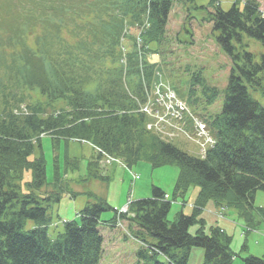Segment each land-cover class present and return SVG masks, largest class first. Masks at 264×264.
Masks as SVG:
<instances>
[{
  "label": "trees",
  "instance_id": "trees-1",
  "mask_svg": "<svg viewBox=\"0 0 264 264\" xmlns=\"http://www.w3.org/2000/svg\"><path fill=\"white\" fill-rule=\"evenodd\" d=\"M173 1L0 0V264H102L99 225L112 226L117 219L106 199L87 192L77 221H65L54 238L48 234L47 211L59 194L37 192L49 185L43 154L31 158L42 133L54 141L90 143L92 179L107 180L100 168L104 152L128 168L141 160L152 167L176 163L173 200L198 188L192 214L181 211L174 221L167 220L171 202L154 185L150 197L129 203L132 216L120 214L136 225V237L147 246L138 255L150 249L149 257L165 258L152 264H186L194 246L204 249L202 264H234L231 237L218 226L207 233L197 218L209 200L235 208L247 229L264 222V208L254 206L255 192L264 191V103L250 92L264 96V13L258 0H243L241 7L234 1L228 10L217 0L208 2L211 9L198 6L231 60L222 108L204 118L215 143L200 157L147 129L139 110L144 84L157 67L147 59L149 44L165 38ZM195 1L182 0L193 6ZM145 20L149 26L141 32L139 54L131 29ZM245 36L261 43L259 59ZM193 80L202 87L204 106L212 104L215 88L201 71ZM194 92L188 89L187 95L196 105ZM59 180L55 172L53 184ZM107 210L114 214L102 220ZM27 219L33 221L29 229ZM197 221L200 227L190 234L188 226ZM242 263L264 264V256L248 255Z\"/></svg>",
  "mask_w": 264,
  "mask_h": 264
},
{
  "label": "rangeland",
  "instance_id": "rangeland-1",
  "mask_svg": "<svg viewBox=\"0 0 264 264\" xmlns=\"http://www.w3.org/2000/svg\"><path fill=\"white\" fill-rule=\"evenodd\" d=\"M210 0H196L194 6L191 2L184 3L182 0H174L169 12L166 26V36L161 42H151L149 44L151 52L147 54V59L154 62L156 73L147 87L150 91L157 84L154 81L162 79L167 85L173 86L177 95L187 101L188 107L182 117L178 118L177 111L164 108L161 112L167 122L159 125L158 134L160 137L166 136L180 149L191 155H203L206 144H213L214 139L209 135L208 126L204 118L209 114L219 113L223 102L224 92L231 69V60L223 51L212 33L211 24L203 19L205 10L198 6H206ZM234 1L241 7L243 0H217L223 10H228ZM260 10L264 13V0H258ZM191 16V17H190ZM189 29L186 32L184 29ZM132 33L137 30L131 29ZM139 41H142L138 38ZM245 42L249 51L260 58L263 52L261 43L253 38L245 36ZM127 44L126 41H124ZM142 53L139 51V54ZM141 73H143V69ZM196 71H201L207 85L214 87L217 95L212 104L204 106V93L199 84H194L193 75ZM195 90L194 95L199 98L198 103L193 105L192 98L187 95L188 89ZM251 94L264 103V96L259 91L250 90ZM151 122L158 125V119L149 116ZM204 120L202 124V120ZM147 125V122H146ZM206 126L208 130H201ZM157 134L155 127L149 129ZM39 147L35 145L31 158L38 157L41 153L46 163V184L39 192L46 196L59 194L57 202L51 204L47 211L49 222L47 226L48 234L54 238L63 231L65 221L78 219V214L84 209L89 197L87 192H92L107 202L117 211H121L128 203L138 199L150 197L152 186L161 188L171 202L167 220L174 221L181 211L186 215H191L194 206L195 195L198 188L191 186L184 198L177 197L173 200L174 186L178 177L179 167L176 163H169L158 167L144 160L137 162L128 168L121 161H112L105 168L107 180L92 179L88 175V162L93 155V148L85 141L59 139L54 141L50 134L42 133ZM195 137L196 139H194ZM55 172L59 175V182L54 185ZM30 178V172H24V181ZM24 186V185H23ZM24 186V190H27ZM254 206L264 208V191L257 190L254 197ZM127 215L132 213L127 209ZM222 213V215L219 214ZM113 211L102 212L101 219L106 220L112 217ZM117 222L112 226L106 224L99 225L102 235V252L100 263L102 264H152L154 259L166 262L162 255L149 257L152 253L150 249L146 256L138 255L142 244L137 240L136 225L127 218L117 217ZM198 219L203 220V226L208 233L210 228L218 226L230 237V248L236 253L234 264H243L242 259L248 255L264 256V222L259 223L253 229H247L243 218H241L235 208L222 207L216 205L213 200H209L197 214ZM33 226V221L27 219L25 228ZM200 227V222H194L188 226V232L195 234ZM148 236V235H147ZM153 241L154 238L147 237ZM242 245H245L243 248ZM204 249L194 246L190 249L186 264H202ZM163 257V258H162Z\"/></svg>",
  "mask_w": 264,
  "mask_h": 264
},
{
  "label": "built area",
  "instance_id": "built-area-1",
  "mask_svg": "<svg viewBox=\"0 0 264 264\" xmlns=\"http://www.w3.org/2000/svg\"><path fill=\"white\" fill-rule=\"evenodd\" d=\"M152 99L150 98L148 102L142 107V110L149 115L158 119V125L154 122H150L147 127L153 128L158 131L159 125L162 122H167L168 120L163 118L161 112L164 111V108H170L173 111H177L179 113L177 115L178 118L182 117V110H184L185 105L178 100L173 91L162 83L157 84L154 86L152 90ZM203 131V128L201 127Z\"/></svg>",
  "mask_w": 264,
  "mask_h": 264
},
{
  "label": "bare ground",
  "instance_id": "bare-ground-1",
  "mask_svg": "<svg viewBox=\"0 0 264 264\" xmlns=\"http://www.w3.org/2000/svg\"><path fill=\"white\" fill-rule=\"evenodd\" d=\"M146 239H147V237H146ZM147 240H148V239H147ZM140 241L143 242L141 239H140ZM148 241L151 242L150 240H148Z\"/></svg>",
  "mask_w": 264,
  "mask_h": 264
}]
</instances>
